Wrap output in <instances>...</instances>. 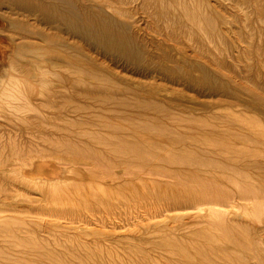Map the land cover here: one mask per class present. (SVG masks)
I'll use <instances>...</instances> for the list:
<instances>
[{
	"label": "bare ground",
	"instance_id": "obj_1",
	"mask_svg": "<svg viewBox=\"0 0 264 264\" xmlns=\"http://www.w3.org/2000/svg\"><path fill=\"white\" fill-rule=\"evenodd\" d=\"M180 1L0 0V7L13 6L22 18L30 16L34 21H13L12 13L0 9V19L4 22L0 37L6 39L4 48L8 50L7 69H2L5 81L2 84V77L0 81V124L5 125L9 133L23 128L28 137L33 131L42 135L41 147L34 150L24 140L16 141V137L7 147L0 144V158L8 162L5 169H0V177L5 173L11 176L12 184L21 181L26 185L21 190L15 186L13 191L21 195L33 189L46 195L56 192V183L61 180L46 168L48 161L63 164L68 170L70 165H75L70 170L73 172H93L91 166L96 165L113 171L116 165L125 164L136 165L133 169L137 171L142 165L145 169L158 170L162 166L160 162L171 161L168 148L180 152L191 165L180 170L178 179L191 175L205 180L218 179L222 183L215 202L201 203L200 200L190 210H183L180 205L177 221L160 219L150 223L143 234L140 232V237L131 240L127 257L122 255L126 261L113 256V250H106L117 261L120 259V263L114 262L101 247H96L101 251L95 250L94 258L88 255L82 260L54 257L48 251L45 253L46 249L43 256L41 251L28 250L45 257L42 264H226L227 261L238 264L236 254L231 256L234 240H241L238 242L242 246V240L250 242L251 233L264 230L261 216L257 217L260 218L257 222L247 221L254 206L264 201V0H235L242 26L240 33H230L223 25L215 10L223 11L214 0H183L185 4ZM137 14L144 16L147 34L140 33L141 24L134 19ZM95 48L133 68V74L129 76L128 72L122 73V68L118 71L112 68L105 63L107 58L103 55L105 62L101 61L91 51ZM245 55L251 56L248 60L251 65L241 67ZM249 69L255 74L249 76ZM198 91L213 93L215 100H199L193 95ZM225 111L230 114L222 113ZM101 112L108 113V120L100 131L93 128L92 117ZM83 160L90 161L91 165ZM104 178L107 176L101 173L100 180ZM188 181L196 184L195 180ZM1 184L0 193L5 189ZM144 191L149 193V190ZM156 195H153L155 199ZM40 199L37 210L45 207V201ZM238 201L245 203L246 211L237 215L232 206ZM198 206L205 210L201 212ZM44 212L52 214L53 210ZM220 216L225 218L220 219ZM73 229L78 230V227ZM105 232L97 230L102 239L108 236ZM31 235L28 234V238ZM80 236L85 235L80 232ZM100 253L107 256L101 257ZM2 254L4 256V252Z\"/></svg>",
	"mask_w": 264,
	"mask_h": 264
},
{
	"label": "rangeland",
	"instance_id": "obj_2",
	"mask_svg": "<svg viewBox=\"0 0 264 264\" xmlns=\"http://www.w3.org/2000/svg\"><path fill=\"white\" fill-rule=\"evenodd\" d=\"M184 1L183 0L180 1V2H182L181 4H185L186 2L184 3ZM214 3L216 5H218V7L223 11L222 13H220V10L216 9L215 13L217 15H219L218 18L222 19L221 21H222L223 25L228 29V31L230 33H236V32L240 33L242 31V26L240 25L241 23H240V18H239V15H238L237 8L235 6L236 4H234L235 0H214ZM0 9L2 11H7V12L12 13L11 18L13 19V21L14 20H22L23 19L24 21H28L30 23H34V21L32 20V18L30 16H26V17L22 18L18 14V12L15 11V8L13 6L11 7L10 5H3V6L0 7ZM102 10H103V7H102ZM142 16L143 15L137 14V15H135L134 19L138 21V25L141 24L140 33L141 34H147V32L144 31L145 30V26L143 25V19H144L143 17L144 16L143 17ZM227 23H229V24H227ZM3 26H4V22L0 19V28L3 27ZM226 42H228V41H226ZM6 44H7L6 39L4 37H0V64H1L0 65V67H1L0 68V81L2 80L1 77L3 78V77L6 76V75L3 76L4 74H2L3 70L7 69V65L6 64L8 63L7 62L8 50L4 48ZM238 45L243 47V44L239 43ZM88 48L90 49V47H88ZM91 51H93L92 53L98 55L100 57L101 61H103V62H105L104 59L107 58L106 59L107 61L105 63L108 64V65H111V67L114 68V69L117 68V71H118L119 68H120V70L122 68V70H121L122 73L127 74V72H128V74H130L129 76H131V74H133V72H132L133 68L125 65V63H122V61H120L119 59H117L115 57H112V56H109V55L105 56L104 53H102L99 49L97 50L96 48L94 50H91ZM102 55L104 56L103 57L104 59H102V57H101ZM249 57H251V56L245 55L241 59L242 62H240V63H242V64L241 65L239 64V65L241 67L250 66L251 63L248 60H250L251 58H249ZM121 63H122V65H121ZM126 67H128L127 70H125ZM249 70H248L249 72L247 71V74L249 76L255 74L253 69H249ZM133 77L137 78L134 75H133ZM3 81H5L4 78L1 81L2 84H3ZM1 89H2V86L0 87V91H1ZM198 93H200V94H198ZM198 93L197 92H193V95L195 94L196 97L198 96L199 100L200 99L203 100V101L204 100H207V101L215 100V95L213 93L211 94L210 92H207V91L205 93H203V91L202 92L198 91ZM201 94H202V97H201ZM204 96L206 98H204ZM225 105H227V104L225 103ZM102 112L99 113V114H95V115L93 114V117H92L93 120H94V123H95L93 125V128L97 129V130H100V131L103 129L102 128V124L105 121L108 120V118H107V114L108 113H106V112L102 113ZM222 113H224L226 115L230 114L229 111H225V112H222ZM252 121H254V119H252ZM5 127H6L5 125L0 124V129H1L0 130V135H1L0 144L3 143L2 144L3 147H7L8 143L10 145L12 143L14 137H16V141H18V142L19 141L22 142V140H24L27 143V145L30 147V149H32V150L41 147V142H40L41 138L40 137H42V135L41 134H34V133H36V131H33L28 137L26 131L23 128H19L15 133H9L8 131H6ZM14 135H16V136H14ZM24 136H26V137H24ZM6 141H8V142H6ZM143 141H146V138H143ZM167 151H169L168 152V157H170L171 161H167L168 163L165 162V161L160 162L159 165L160 166L162 165V166L161 167L159 166L160 168H158V170L147 169V168L145 169L144 165H142V166H140V169L141 168L142 169L140 171H137V170H134L136 165H134V164H125V165H116L113 171H110L109 168L106 167V166L100 167V166L96 165L95 167L91 166V168H92L91 171H93V172H80V171H78V172L74 171L73 172V171H70L73 167H75V165H72V166L70 165L72 163H69L71 168H70V170H68L69 167H65V165H63V164H58L57 165L56 163L53 164V162L48 161V162H46V165H47L46 168H50L51 169L50 173H52V172L54 173L55 172V174H56L55 178H58V180H61L59 183H56L58 185V187H57L56 192H54L52 195H49V194L46 195L45 193H43L39 189H35V190L33 189L32 192L30 191L31 193H29V194L27 193L25 195H21L17 191H13V190H15V186L18 189L21 190L23 188H26V185L23 182H21V181L15 182L14 183L15 185L12 184L11 180H10L11 176H7L5 173H3L5 176L3 175L2 177H0V181L2 182V184H1V182H0V184H1V186L3 188L5 187L6 190L4 189L0 193V207H1L0 209H2L0 211V215H1L0 216V233L2 232L0 234V240L5 241V242L1 241V243L2 242L5 243V245L7 247H9V250L2 243L3 247L0 246V250H1L0 251V257H2V258H0L1 259L0 263L1 264H3V263L4 264H10V263H12V264L13 263L14 264H17V263L18 264H22V263L23 264H34L35 261H36L35 264H42L43 261L45 260V257L44 258L43 257H39L36 254H32L31 252L28 251V250H32V249H33L32 251L38 250V253H40V251L42 253L46 249L45 250L46 252L45 251L44 252L47 253V251H48V254H50V255L54 254V255H52L54 257L66 258V259H70V260H82V258L86 259L85 257H88V255H90V256L92 255V257H93L94 254L97 253V251H95V250H98V252L101 251L100 249H98L99 247H101L102 252H105V254H107L109 252H112V250H113L112 253H114V254L109 253V255L108 254L107 255L112 257L114 262L120 263V259L119 258H117V259H119L118 260L119 262L116 259H114V258L120 256L121 260L123 259V261H126L127 253L130 250L131 240L134 239V238L140 237L143 234V232H144V230L146 229L147 226L152 225L153 223L160 221V219L161 220L162 219L163 220L164 219L165 220L170 219V221L172 220L173 222L177 221L178 218H176V217L179 215V212L181 211V208L182 209L185 208L183 210H190V207H193V205L195 206L197 203H200V200H202L201 203H203L204 201L215 202L214 199H215V197L218 196V187L220 186V184L222 185L220 180L209 178V179H206L207 181H209L207 183V181L205 179H201L199 177H192L191 175L184 176V177L182 176V177H180V179H178L179 178L178 176L179 175L181 176L180 170L183 169L184 167H185V169H188V168H190L191 165L189 163H187V161L182 158L183 156L181 155L180 152L175 151L173 149L171 150V148H168ZM83 163H86V164L88 163L89 165H91L90 161H88V160H83ZM7 165H8L7 159L6 158L4 159L3 157H1L0 158V169H2V170L5 169ZM183 165H185V166H183ZM128 166H130V167H128ZM166 167L168 169H165ZM61 169H64V170L66 169V171H61ZM104 169H105V171H104ZM2 170H1V172H3ZM60 173H62V175ZM63 173H66L65 176L63 175ZM88 173H90V174H88ZM101 173L103 175H106L107 178H104L103 180H100ZM116 173H118V174H116ZM75 174L77 176H75ZM169 174L171 176H173V177H171ZM86 177H88L89 179L88 180L85 179ZM95 178H98V179H95ZM171 178H172V180L175 178V180L172 181ZM2 179L3 180L6 179L7 181L6 180L3 181ZM70 179H72V180L70 181ZM188 180H195L196 184L193 183L194 181H188ZM127 181L129 182V184H128ZM184 181H186L187 183L184 182ZM84 182H85V184H84ZM161 182H163V183L161 184ZM172 183H174L176 186L173 185ZM216 183L219 184V185H216ZM71 184H73L74 187ZM164 184L167 187H165ZM191 184L193 185V187H191L192 186ZM208 184H209V186H207ZM102 185H104V186L102 187ZM181 185H183V186L181 188H179ZM189 185H190L191 189L189 188ZM86 186H87V188H86ZM155 186H158V187L155 188ZM174 186L177 189H175ZM104 188L106 190H110L111 192L110 191H108V192L105 191ZM143 188H144V190H149V193H148V191H144ZM186 189H188L189 191L187 190L188 191L187 192ZM210 190H211V192H209ZM134 191H137L138 193L134 192ZM155 191H156V193H155ZM163 191H164V193H163ZM170 191L172 192V194H171ZM167 192H169V193H167ZM119 193H123V195L121 194L122 196H120ZM126 193H128V194H126ZM138 194L141 197V199H138V198H140L138 196ZM167 194H169V195L167 196ZM153 195L154 196L156 195V199H155V197ZM124 196H125V198H122ZM162 196H163V198L167 196L170 199L166 197L163 200ZM178 197L180 199H178ZM38 198L39 199L41 198L40 201L41 200L45 201L44 209L37 210L38 202H39ZM96 198L99 199V200H97ZM158 198L160 200H158ZM171 198H173V200ZM205 198H206V200H205ZM33 199H34V201H33ZM105 200H106V203H105ZM193 201H195V202H193ZM238 203H239V205H238ZM24 204H26V205H24ZM173 204L176 205V206H173ZM257 204H259V205H257L258 207L254 206L255 210L252 209L253 211H251L248 214V216H247V218H248L247 221L248 222H257L260 219V218L257 219V217H260V216H261V218H264V205H263L264 201L263 202H258ZM27 205H29V206H27ZM180 205H183V206H181V208H179ZM245 206L246 205H245L244 202L238 201L232 207H234L235 214L238 215V214H241V212H244V210L246 211V207ZM240 207H242L243 209H241ZM197 209L202 212V211L205 210V207L198 206ZM6 210L9 212V215H6V213L8 214V212ZM43 210H53V213L52 214L51 213L47 214V212L43 213ZM77 210H78V213L76 212ZM257 211L261 212L262 215L259 212L257 213ZM33 213L36 214V215H34ZM256 214H258V215L255 216ZM42 215H44L46 218L45 217H41ZM171 215L174 217V220H173V217ZM221 217L225 218L224 216H220V219H221ZM3 223H5V224H3ZM13 223H15V224H13ZM52 223H55V224L53 225ZM150 223H152V224H150ZM258 224L259 223H257V225ZM70 225H71V227L73 225L78 227V230L73 229L74 226L72 228L71 227L70 228L66 227V226H70ZM3 226L5 227V229H4ZM14 226H15V228H14ZM7 228H9V229L6 230ZM13 228L16 229L18 232H16V230H14ZM91 228L93 230H91ZM23 229H25V230H23ZM29 229H30V231H29ZM5 230L7 232H5ZM9 230H10V232H9ZM26 230H28V231H26ZM32 230H34V231H32ZM85 230H87V231H85ZM97 230H98V233L103 232L102 234H104V232L106 231L105 233L108 234V236H106V239H102V237H101L102 234L101 235L98 234ZM79 231L85 236L81 237ZM14 232L18 233V234H14ZM140 232H142V234ZM31 233H32V235L29 236V238H28V234L30 235ZM5 234H7V235L5 236ZM9 234H10V236H9ZM19 234H20V236H19ZM230 234L233 235L234 237L237 236V234H235V233H230ZM50 235H51V237H50ZM53 235H54V237H53ZM76 235H77V237H76ZM3 236H5L6 238L3 237ZM21 236H24V237H21ZM34 236H36V237H34ZM58 236H60V237H58ZM74 236L76 238H74ZM52 237L55 238V240H53ZM62 237H64L65 239H62ZM19 238H22V240L19 239ZM31 238H33V239H31ZM34 238L36 239L35 241H34ZM67 238L68 239L70 238V239L68 240ZM258 239H260V240H258ZM6 240H8L9 242L6 241ZM11 240H13V241H15L17 243L12 242ZM18 240L21 243H23V244L25 243V244L21 245V243L19 242V244H20L19 245L18 244ZM30 240H31V242H30ZM249 240H250V242L242 240V246L240 245L241 240L240 241L239 240H234L233 249H232L233 254H231V256L232 257L236 256V258L238 260H240V261L237 260L238 264H253V263L254 264H264V253H263L264 252V249H263L264 248L263 247L264 246V230L261 231V232H260V230H257L254 234L251 233ZM33 242H36L38 245L36 243H33ZM103 242H105V246L102 245ZM260 242H261V244H260ZM1 243H0V245H1ZM27 243L29 245L31 244L30 245L31 247ZM95 243H99V244L101 243V244L99 246H96L98 244L95 245ZM247 243H249V244H247ZM246 244H247V246H246ZM257 244H258V246H255ZM15 245H16V247H15ZM34 245H35V247H34ZM48 245L49 246L51 245L52 247L51 246L50 247L52 249L49 248ZM93 245H94V247H93ZM259 245H260V247H259ZM28 246L30 248H28ZM38 246H40V247H38ZM88 246H90V247L92 246V247L90 248ZM239 246H241V247H239ZM243 246H245V247L243 248ZM84 247H85V249H84ZM96 247H98V248H96ZM108 247H110V248H108ZM74 248H75V250H74ZM86 248H87V250L89 248L88 252H87ZM250 248L251 249L253 248L254 250L253 249L250 250ZM4 249H6L7 251L4 250ZM103 249H105V251H103ZM109 249H111V250H109ZM260 249L262 250V252H261ZM12 250H13V252H11ZM24 250H26L27 252L24 253ZM106 250H108L109 252H107ZM5 251L8 252V255H6V256H5V254H7V253ZM15 251H16V253H15ZM74 251H75L76 254L74 253ZM3 252H4V256L2 254ZM44 252L42 253L41 256H43ZM90 252H92V253H90ZM245 253H247L246 256L244 255ZM251 253L253 254V256L255 258L252 256ZM15 254L18 255L17 256L18 259H17ZM84 254L86 256H84ZM102 254H101V257H103V256L106 257L107 256V255L105 256L104 253H102ZM110 254H112L113 256L115 255L116 257H113ZM123 254H125L124 255V256H126L125 258H123L124 257V256H122ZM234 254H236V255L234 256ZM256 254H258V255H256ZM9 255L10 256L12 255V256L10 257ZM23 255H25V257L28 258V259L25 260L26 258ZM34 255H36V256L34 257ZM19 256H21V257H19ZM31 256H33V257H31ZM256 256H258L259 258L258 257L256 258ZM38 257H39V259H38ZM238 257H240V259ZM112 258H109V259L112 260ZM8 259L14 260V261H10ZM26 261H27V263H26ZM31 261H32V263H31ZM19 262H21V263H19ZM226 264H232V262L231 261H227ZM233 264H236V263L233 262Z\"/></svg>",
	"mask_w": 264,
	"mask_h": 264
}]
</instances>
